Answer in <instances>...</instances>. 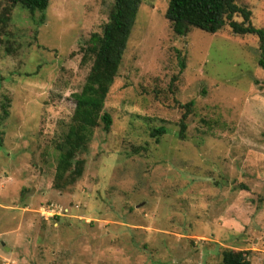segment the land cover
I'll return each instance as SVG.
<instances>
[{
    "label": "rangeland",
    "instance_id": "obj_1",
    "mask_svg": "<svg viewBox=\"0 0 264 264\" xmlns=\"http://www.w3.org/2000/svg\"><path fill=\"white\" fill-rule=\"evenodd\" d=\"M169 2L142 0L106 100L113 125L94 131L82 178L57 190L55 142L115 0H50L44 14L0 0V13L12 8L0 43V264H221L226 249L264 264L259 39L229 26L179 36ZM237 3L264 30V0Z\"/></svg>",
    "mask_w": 264,
    "mask_h": 264
},
{
    "label": "trees",
    "instance_id": "obj_2",
    "mask_svg": "<svg viewBox=\"0 0 264 264\" xmlns=\"http://www.w3.org/2000/svg\"><path fill=\"white\" fill-rule=\"evenodd\" d=\"M11 7L20 6L31 14H44L50 0H10ZM142 0H115L109 21L102 34L91 35L84 53V61L91 62L90 71L85 84L79 93L74 94L76 107L68 128L61 139L55 142L56 175L54 187L64 190L76 184L83 176L85 160L79 159L89 151L94 131L100 127L109 132L113 125V117L105 110L106 100L118 76L130 36L135 26ZM12 8L7 7L0 13L1 37L8 34L6 28L10 21ZM236 16L242 18L239 22ZM173 31L185 36L190 29H200L216 34L229 26L236 36H257L259 39V65L264 69V30L252 23V12L239 6L237 0H170L165 13ZM44 20V16L42 21ZM1 49V46H0ZM10 52V48H7ZM184 67V64H182ZM2 104L4 117L10 114L11 102L5 97ZM194 102L183 106L185 113L180 122L178 137L186 139L187 118L193 111ZM167 129L161 127L152 134L157 138L164 136ZM0 136V148L3 146ZM221 264H252L246 251L226 249L222 253Z\"/></svg>",
    "mask_w": 264,
    "mask_h": 264
},
{
    "label": "built area",
    "instance_id": "obj_3",
    "mask_svg": "<svg viewBox=\"0 0 264 264\" xmlns=\"http://www.w3.org/2000/svg\"><path fill=\"white\" fill-rule=\"evenodd\" d=\"M48 214H49L50 216H54V215H61L62 212H61V211H57L56 209H53V210H49V211H48Z\"/></svg>",
    "mask_w": 264,
    "mask_h": 264
}]
</instances>
